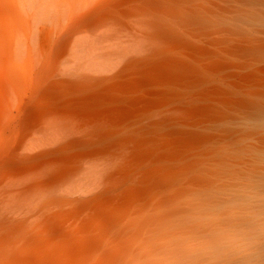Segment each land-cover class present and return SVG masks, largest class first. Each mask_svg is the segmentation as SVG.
I'll return each mask as SVG.
<instances>
[{"label": "bare ground", "instance_id": "6f19581e", "mask_svg": "<svg viewBox=\"0 0 264 264\" xmlns=\"http://www.w3.org/2000/svg\"><path fill=\"white\" fill-rule=\"evenodd\" d=\"M243 176L264 0H0V264H200Z\"/></svg>", "mask_w": 264, "mask_h": 264}, {"label": "clouds", "instance_id": "9594fccd", "mask_svg": "<svg viewBox=\"0 0 264 264\" xmlns=\"http://www.w3.org/2000/svg\"><path fill=\"white\" fill-rule=\"evenodd\" d=\"M204 221L200 264H258L264 254V178L226 182Z\"/></svg>", "mask_w": 264, "mask_h": 264}]
</instances>
